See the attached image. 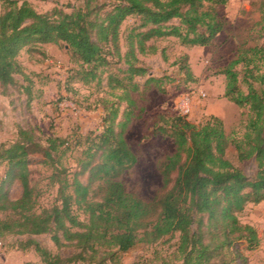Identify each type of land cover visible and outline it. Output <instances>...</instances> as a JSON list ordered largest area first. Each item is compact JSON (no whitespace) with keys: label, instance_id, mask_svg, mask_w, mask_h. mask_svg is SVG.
<instances>
[{"label":"trees","instance_id":"1","mask_svg":"<svg viewBox=\"0 0 264 264\" xmlns=\"http://www.w3.org/2000/svg\"><path fill=\"white\" fill-rule=\"evenodd\" d=\"M228 1L84 0V6L70 12L59 7L39 12L27 1L4 0L3 92L18 85L17 74L29 80L18 59L22 49L36 51L54 42L65 46L76 63L73 80L101 86L106 79L112 97L103 98L102 128L85 136L73 172L60 166L56 156L69 148L67 137L49 136L44 144L33 129L20 128L11 144H1L0 165L4 163L5 171L0 176V238L24 236L16 248L35 251L43 264H121L125 252L175 236L172 254L181 264H248L240 242L253 248L259 235L253 225L240 220L239 213L249 203L264 201V62L260 64L264 46L240 48L221 71L226 76L224 97L248 109L240 121L242 136L228 134L217 115L196 123L185 114H159L148 135L169 138L174 148L158 160L162 185L147 199L129 191L122 181L138 161L126 138L130 123L140 116L133 93L151 86L165 93L164 83L171 79L148 76L141 83L138 77L147 76L149 68L139 55L155 53L148 43L169 36L188 46L209 45L226 24L219 8ZM261 9L264 21V0ZM132 16L136 22L123 32V23ZM177 63L185 81H196L188 54ZM25 90L31 98L29 86ZM230 145L240 161H255L253 177L229 159ZM39 154L42 162L53 166L50 183L58 185L55 201L41 209L29 167L31 156ZM14 183L22 188L17 199L9 192ZM42 234H50L58 249L70 246L74 252L66 257L53 253L37 238Z\"/></svg>","mask_w":264,"mask_h":264},{"label":"rangeland","instance_id":"2","mask_svg":"<svg viewBox=\"0 0 264 264\" xmlns=\"http://www.w3.org/2000/svg\"><path fill=\"white\" fill-rule=\"evenodd\" d=\"M23 1L32 4L39 12H50L56 7L70 12L84 6V0H19L20 3ZM262 1L229 0L220 6L219 12L226 24L209 45L188 46L182 44L179 38L169 36L148 43L156 48L155 53L139 55L141 63L149 68L147 76L138 77L141 83L148 76H169L171 79L164 83L165 93L154 86L149 89L142 87L139 92L133 93L137 103L136 114L140 116L132 120L126 132L127 141L138 156L134 168L122 177L129 191L151 199L162 185L158 160L172 153L174 148L169 138L148 135L159 114H185L196 123L211 114L217 115L223 119L228 134L242 136L244 129L240 121L243 112V118L247 117L248 109L240 108L224 97L226 76L221 71L237 57L240 48L256 44L264 46ZM3 8L4 0H0V12ZM135 22V16L127 18L122 31ZM40 47L31 52L26 47L18 55L29 80L17 74V86L10 87L7 92L0 87V146L11 144L18 138L20 128L33 129L35 136L44 144L49 136L67 137L69 148L56 156L60 166L73 172L78 169L85 136L102 128L103 98L112 96L108 94L106 79L100 86L96 82L84 84L71 78L77 65L65 46L48 42ZM184 54L189 55L196 81H185V74L180 70L177 62ZM263 62L260 61V64ZM236 68L240 72L241 87L246 90L242 81V65ZM25 86H29L31 98ZM256 86L259 87L258 84ZM141 109L143 112H140ZM227 154L248 176L255 175L257 166L254 160L240 161L234 145L229 146ZM43 159L40 154L32 155L29 165L33 184L39 191L40 209L55 201L58 189V185L51 184L49 179L53 166L42 162ZM4 171L3 163L0 165V176ZM82 179L85 181L86 177ZM9 192L12 199H17L22 188L14 183ZM78 213L82 218L85 216L81 211ZM0 216L3 214L0 213ZM239 217L242 222L253 225L259 235V243L253 248H248L245 241L240 242L248 264H264V201L249 203ZM23 238L14 235L0 238V264H43L35 251L16 248L18 240ZM37 238L55 254L66 257L74 252L70 246L58 249L50 234L38 235ZM165 240L151 246L139 245L125 252L121 264H164V261L166 264H181L172 254L177 237Z\"/></svg>","mask_w":264,"mask_h":264}]
</instances>
